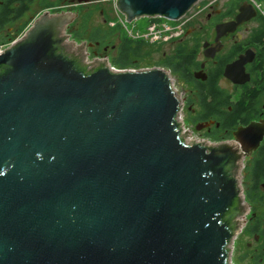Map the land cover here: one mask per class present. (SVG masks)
Instances as JSON below:
<instances>
[{
    "label": "water",
    "instance_id": "95a60500",
    "mask_svg": "<svg viewBox=\"0 0 264 264\" xmlns=\"http://www.w3.org/2000/svg\"><path fill=\"white\" fill-rule=\"evenodd\" d=\"M198 1L115 7L175 22ZM75 17L43 13L0 53V264H231L264 126L194 141L169 74L88 61L65 34Z\"/></svg>",
    "mask_w": 264,
    "mask_h": 264
},
{
    "label": "flooded vegetation",
    "instance_id": "af4514ba",
    "mask_svg": "<svg viewBox=\"0 0 264 264\" xmlns=\"http://www.w3.org/2000/svg\"><path fill=\"white\" fill-rule=\"evenodd\" d=\"M207 1L201 0L190 9L181 34L166 42L172 51L163 54L162 59L184 54L195 63L187 77L176 75L184 86L180 113L193 134L217 144L233 141L239 128L264 126V0ZM77 5L85 6L67 27L65 33L70 36L76 31L72 24L90 12L103 18L96 26L88 27V34L102 36L115 27L100 0L87 4L76 0H0V46L16 42L39 12L61 13ZM237 17L244 21L235 23ZM85 43L88 58L107 53L112 59L119 57L117 43ZM150 45L156 48L159 44ZM181 50L183 53L178 52ZM239 184L247 212L233 240L231 264H264V135L255 151L243 153Z\"/></svg>",
    "mask_w": 264,
    "mask_h": 264
},
{
    "label": "trees",
    "instance_id": "16d2710c",
    "mask_svg": "<svg viewBox=\"0 0 264 264\" xmlns=\"http://www.w3.org/2000/svg\"><path fill=\"white\" fill-rule=\"evenodd\" d=\"M93 17L94 12H90L81 16L79 20H76L74 24H72V27H75L76 29V31L72 33V38L74 40L86 39L89 41L103 40V42H106L109 45L117 43L119 57L115 56L110 61L111 66L119 70L140 69L143 59L152 54L151 48L153 46L144 41H133L128 39L123 32H120V26L118 25H115V27L111 28L106 33L103 32L102 36L91 33L88 34V27L91 28V26H96ZM95 31L98 33L100 32V29L97 28ZM119 35L122 36L121 39H118ZM178 52L183 53L182 50ZM135 60L137 62L136 64H134ZM194 66L195 63L191 58L188 57L187 59L184 54H180L176 57L167 56L165 59L158 61L155 67L169 70L170 74L172 73L185 78V76L187 77V75L191 73ZM144 67L148 68V66Z\"/></svg>",
    "mask_w": 264,
    "mask_h": 264
},
{
    "label": "rangeland",
    "instance_id": "374dc122",
    "mask_svg": "<svg viewBox=\"0 0 264 264\" xmlns=\"http://www.w3.org/2000/svg\"><path fill=\"white\" fill-rule=\"evenodd\" d=\"M58 1H60V0H58ZM209 1H211V0H208L207 2H209ZM100 4L102 5V7H101L102 9L107 10V14L109 16L108 21L110 23H114V25H118V23H116V21L118 20V22H119V20H120L119 18H122V16H120L118 13L116 14L114 12V10L112 9L113 8L112 1L111 0H100ZM82 6H85V5L71 6L69 9L64 8L62 12L71 13L73 15H77L78 14L77 12H79V10H80V8ZM86 6H88V5H86ZM54 14H59V12H55ZM39 16H40V12H39ZM102 18H103L102 15L96 14L94 16V18H93L94 24H98L101 21ZM166 23L168 25H170V26H172V25L175 24V22H171V21H166ZM147 26H148V19L147 18H140V19L135 20V21H133L131 23H127V27L129 29H132L134 32L139 31L140 33L145 32ZM26 29L23 30V31H21L19 33V35L17 37L18 39H20L23 36V34L26 31ZM120 32L122 33V28L121 27H120ZM65 34L66 35H69L70 40H73L76 44H81L82 42H86V39L74 40L72 38V36H70V34L68 32L65 33ZM148 44L150 45V43H148ZM155 46H156V48H153V47L151 48L152 54H150L148 57H146L145 59H143L142 64L140 65L141 66L140 68H142V69L158 68V67H155V66H156V63L158 61H161L162 60V58H163L162 55L163 54H169L172 51V49H171L172 46L169 45L168 43H166L165 45L164 44H159V45H155ZM94 58L107 59L108 62H109V64H110V61L112 60V57L110 56L109 53L100 55L98 57H95L93 55H90L89 60H91V59L93 60ZM144 66H146V67L148 66V68H145ZM159 69H162L163 71H165V72H167L169 74L170 79H171V83H172V86H173V89L175 91V94L177 95V97L182 102L183 99H184V86L181 85V82L179 81V79L177 78V76L175 74H172V73L170 74L169 70H166V69H163V68H159ZM179 119L181 120V123L183 125V128L185 130L187 128V129H189L191 131L190 127L186 123L183 122L182 114L181 113H180ZM191 133H192V131H191ZM191 135H193V137H192L193 140H198V141L199 140H202V137H198V136H196L193 133ZM230 260L232 262V251H231V255H230Z\"/></svg>",
    "mask_w": 264,
    "mask_h": 264
},
{
    "label": "built area",
    "instance_id": "2783aa9c",
    "mask_svg": "<svg viewBox=\"0 0 264 264\" xmlns=\"http://www.w3.org/2000/svg\"><path fill=\"white\" fill-rule=\"evenodd\" d=\"M111 1H112V4H113L112 5L113 6L112 9L117 14L118 12H117L116 7H115L116 0H111ZM257 7L260 8L259 5H257ZM188 14H189V12L187 14H185L179 20L175 21V24L172 25V26L168 25L166 23V21H168V20L165 21V19H163V18L155 17L156 18L155 20H154V18L148 19V26L146 27V30L143 33H140L139 31L134 32L132 29H129L127 27V23L124 20V17H122L123 19L119 18L120 19L119 22L117 20L116 23H118V26H120L122 28V32L130 40L144 41V42L150 43V44H162V43L168 42L170 39L175 38V37H177V36H179L181 34V32L183 31V29H184V27H185V25H186V23L188 21ZM8 46L9 45L0 46V53L3 52ZM95 59H99V58H95ZM88 61H91V60H89V58H88ZM111 68L114 69L113 66ZM114 70H116V71H133V72H136V71H140V70H144V69L140 68V69L119 70V69L115 68ZM184 131L188 132L191 138L193 137V135H191L192 133H191V131L189 129L186 128V130L184 129ZM194 141L202 142V141H206V140L202 139V140H199V141L198 140H194Z\"/></svg>",
    "mask_w": 264,
    "mask_h": 264
},
{
    "label": "bare ground",
    "instance_id": "6f19581e",
    "mask_svg": "<svg viewBox=\"0 0 264 264\" xmlns=\"http://www.w3.org/2000/svg\"><path fill=\"white\" fill-rule=\"evenodd\" d=\"M160 18V17H159ZM150 19H152V18H150ZM156 18H154V20H155Z\"/></svg>",
    "mask_w": 264,
    "mask_h": 264
}]
</instances>
